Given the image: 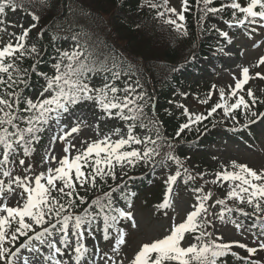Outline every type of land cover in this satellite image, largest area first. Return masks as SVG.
<instances>
[{
	"label": "snow or ice",
	"instance_id": "obj_1",
	"mask_svg": "<svg viewBox=\"0 0 264 264\" xmlns=\"http://www.w3.org/2000/svg\"><path fill=\"white\" fill-rule=\"evenodd\" d=\"M35 2L36 0H0V33H7L9 37L8 42L0 47V174L8 178L7 183L0 180V264H21L22 248L39 257V260L23 257L22 264H40V260L45 264H73L71 257L67 261L62 259L70 251L76 254L74 264H81L82 261L84 264H100V260L104 264H125L127 257L120 258V253L122 246L127 243L126 232L118 225L121 220L132 221L133 227L138 225L132 212L120 207L113 198V193L120 190V185L110 187L109 191H102L101 195L90 202L86 194L101 189L109 179L116 181L118 167L121 175H127L129 167L134 168L138 163H153L156 157H161V163L174 161L178 166L176 173L168 177L167 195L158 205L168 209L172 207L173 186L181 177L179 168L183 164L174 154V146L161 136L158 128L154 132L155 139L152 135L140 137L134 134L137 127L153 132L150 125L154 121L145 112L146 94L137 91L141 87L138 80L135 86L124 82V86L120 87L116 82L134 75L137 69L131 64H125L110 50L87 37V34L77 33L71 37L77 42L74 50L57 49L52 74L38 73L45 80L40 98L34 100L24 94L29 86V72H35L37 63L41 62L40 49L35 44L28 45L29 33L36 28V23L27 28H23V25H10L6 15L9 10H23L33 21L38 22L39 17L29 10L35 6ZM167 2L168 0H163V5L149 2V7H164L165 10L159 11L157 15L165 18L166 13L171 14L164 19V23L173 25L177 32L187 36V29L182 22L185 20L184 12L189 10L188 0H183L179 12L175 8H168ZM213 2L214 0H197L198 10L202 13L201 20L210 13L231 9V19L226 21L229 27L245 28L249 36L264 30V0H247L244 5L237 0H230L219 7L210 6ZM39 3L44 7L48 6V0H39ZM200 4L203 5L202 8L199 7ZM172 16L176 19L171 18ZM9 27H21L23 31L19 34L8 32ZM82 35L86 37L83 42ZM219 35L231 43L228 32L220 31ZM39 36L43 38V33H39ZM51 39L55 40L56 37ZM26 56L36 58V63L28 69L21 67ZM261 65H264V56L260 57L255 66ZM176 70L173 67L172 71ZM255 76L264 80V74L255 73ZM97 77L102 81L100 84L93 82ZM252 78L249 67H243L241 76L233 77L234 86H228V95L234 97L235 102L227 103L225 89L221 88V102L213 106L207 116L195 115L193 118V114L185 108L184 114L188 116L189 122L180 126L176 137L189 129L192 123L202 122L220 108L225 116L238 109H243L246 117L249 114L251 117L264 116V113L258 114L252 110L257 97L251 89L246 90L248 100L245 95L238 94L244 91V85ZM215 88L213 85L209 99ZM85 102L93 103L110 119L130 121L125 135H120V128H114L111 134L92 142L81 140V144L86 145L82 150L75 143L69 142L70 136L81 131L79 118L75 125L69 121L66 127L61 123L62 118L71 114L75 106ZM201 103H207V100ZM232 118L235 119V116ZM248 123L243 127H247ZM53 125L60 131L52 129ZM98 128L97 125V131ZM49 129L53 130V135L49 138L51 152L46 151L42 157V164L47 167L36 173L31 165L26 166L25 158L35 151L41 133ZM112 136L120 138L113 140ZM58 142L65 145L61 148L63 155L59 157L54 154L53 147ZM134 144L142 147L133 148ZM165 148L168 150L163 151ZM17 158L18 165L25 169L23 175H13L10 167L16 165ZM230 166L232 171L225 169L217 172L216 179L212 181L213 184L219 180L230 183L224 198L209 203L212 191L205 193L203 188L193 189L194 192L203 194L197 196L185 218L180 223L173 222L163 238L143 242L127 264H219L220 259L228 255L243 259L245 264H264V258L252 259L258 251H264V240L259 237L253 241L256 247H250L239 241H225L223 236L208 231L209 228L216 227L215 219H218L221 223L233 224L241 235L245 230L259 225V235L264 236V170H254L236 161H232ZM184 173L188 174V180L195 181L197 178L188 173L187 168H184ZM197 175L202 180L206 174ZM81 190L85 195L81 194ZM13 197L15 206L9 204ZM229 200L234 202L233 206L228 205ZM81 205L88 206L82 212H77ZM217 205L220 206L219 210L213 212L212 209ZM240 205H246L252 211L248 212ZM234 212L242 217L254 218L249 229H245L243 223L231 216ZM101 219L104 240L109 239L110 229L116 232L115 243L111 248L113 254L105 252L100 255L99 246L94 245L89 255L90 249L83 241L89 237L95 240L93 228L98 227ZM186 235H190L195 242L185 245ZM20 237L27 239L16 247ZM34 242L42 247H37ZM234 247L244 249L248 257H239L238 253L232 251ZM42 248L47 250L46 253Z\"/></svg>",
	"mask_w": 264,
	"mask_h": 264
},
{
	"label": "trees",
	"instance_id": "obj_2",
	"mask_svg": "<svg viewBox=\"0 0 264 264\" xmlns=\"http://www.w3.org/2000/svg\"><path fill=\"white\" fill-rule=\"evenodd\" d=\"M149 2L163 5V0H48V6L44 7L39 3V0H36L35 6L30 7L29 10L39 17L38 22L33 21L25 11L17 10L27 15L31 22L36 23L39 33H43V38L38 35L36 39L41 50V62L37 63L35 72H29V86L24 94L34 100L40 98L39 94L45 86V80L38 73L52 74V64L57 55V49L72 51L76 48L77 42L71 37L77 33L87 34V37H91L101 47L110 50L125 64H131L137 69L134 77L141 85L139 92L146 94L145 112L148 118L154 121V124L150 125L153 128L152 133L139 127L135 129V132L146 131V135H152V138L155 139L154 132L158 128L161 136L174 146V154L181 159L180 156L186 150L205 147L208 143H213L221 130H229V126H231L229 116H225L223 109L220 108L202 122L192 123L189 129H185L179 137H176L180 126L189 122L177 111L175 101L180 99L185 92L191 91L187 81L198 74L196 66L191 63L192 58L199 56L219 65V56L223 54L226 46L235 42L240 35L250 36L245 28L229 27L226 23L231 19V9H225L221 13H210L201 20L202 13L198 10L197 0H188L189 10L184 12L185 20L182 22L188 35H182L181 32L175 30L173 25L164 23V19L171 14L166 13L165 18H160L157 13L164 11V7L153 9L149 7ZM228 2L230 0H214L210 6L219 7ZM237 2L244 5L247 0H237ZM167 7L174 8L170 0L167 2ZM199 7L202 8L203 5L200 4ZM9 12L10 10L7 11V13ZM171 18L176 19L175 16ZM220 31L228 32L231 43L219 35ZM53 36L56 37L55 40L51 39ZM85 38L82 35L81 41L83 42ZM4 44H1L0 47ZM218 49H223V51H218ZM34 63H36L35 57L26 56L21 67L28 69ZM173 67L177 70L172 71ZM257 73L264 74V65L259 66ZM116 83L123 87L119 81ZM261 83L264 87V80L261 79ZM199 91V89L195 91L193 88L194 94L200 97V101L208 100L207 92L201 97ZM261 100H264V97H257V103L252 106L258 114L264 113V103H261ZM215 103L217 104L218 101ZM215 103H205V107L208 109L203 113L204 116H207L211 108L216 105ZM249 103H251L250 100ZM123 122L126 127L131 123L130 121ZM42 134L39 143L35 145V151L42 141ZM167 150L165 148L163 151ZM160 161L161 157L155 158L152 170L148 171L146 176L139 177L142 172V163H138L134 168L131 167V174L125 181L119 183L118 177L114 182L109 179L101 189H95L86 194L89 202L97 195H101L102 191H109L110 187H115L118 184L120 190L113 193V198L118 196L129 206L131 201L136 196L138 197L137 194L140 191L134 185H147L153 173L160 168L176 173L178 166L174 161L164 163ZM184 168H179L181 177L178 179L187 190L203 188L205 193L212 191V196L222 191L219 181L216 184L211 182L207 185L203 184L199 178H196L195 181L188 180V174L184 173ZM188 173L195 176L189 171ZM155 188L154 207L156 215L161 217L167 213L169 208L158 207L165 198V191L159 186H155ZM197 194L202 195L203 193ZM151 197L153 195L149 196V198ZM227 203L229 206L234 204L231 200ZM87 206L81 205L76 211L82 212ZM240 207L252 211L246 205H240ZM236 214L239 213L234 212L231 216ZM252 223L253 221H249V225H245V227L249 229ZM250 231L259 235L261 229L257 225ZM100 233L103 235L102 229ZM115 233V231H110V235ZM29 235L31 234L29 233ZM186 236L192 238L190 235ZM26 239L27 237H20L16 244H21ZM219 264H245V261L228 255L222 257Z\"/></svg>",
	"mask_w": 264,
	"mask_h": 264
},
{
	"label": "rangeland",
	"instance_id": "obj_3",
	"mask_svg": "<svg viewBox=\"0 0 264 264\" xmlns=\"http://www.w3.org/2000/svg\"><path fill=\"white\" fill-rule=\"evenodd\" d=\"M174 5L177 12L181 11V0H170ZM6 20L10 25H23V28L29 27L32 22L23 14L18 11L9 12L6 15ZM21 27H9L8 32H15L17 34L23 31ZM38 28L32 29L28 37V45L35 44L39 49L37 44ZM9 37L7 33H0V45L7 43ZM258 45V46H257ZM41 51V50H40ZM230 53V55L226 54ZM220 64L214 65L210 61H205L199 57L193 59V63L197 65L198 75L194 76L188 81L191 91L185 92L180 99L175 101V106L177 111L184 117L186 121L189 120L188 116L184 114V109L187 108L188 112L195 115H203L208 109L205 107V103H201L200 97L196 96L193 92L199 89V94L201 97L203 95H209L212 86L215 85L214 94L207 102L214 104L216 101L220 103L219 90L221 88L225 89L226 102L231 104L235 102V98L228 95L229 85L234 86L235 80L233 77L239 78L241 76L242 68L249 67L250 75L253 77L248 84L244 85V91L239 92V95H245V99L249 98L246 96V90L251 89L255 96L264 97V87L261 83V79L255 76L258 69L255 65L258 63L260 57L264 56V30L258 31L256 34L245 37L244 35L238 36L236 43L230 44L221 55ZM136 78L132 75L130 77H123L122 83L128 82L135 86ZM102 81L100 78L94 80L95 84H100ZM139 91V88L137 89ZM216 104V103H215ZM181 105L183 107H181ZM206 108V109H205ZM252 110L254 108L252 107ZM255 111V110H254ZM235 116V119L232 118ZM79 118L81 131L79 133L73 134L68 138V141L75 143L81 150L86 147V145L81 144V140H88L92 142L93 140L100 139L104 135H109L112 133L114 128L121 129V136H124L127 129L123 124H119L115 119H110L107 115L103 114L99 108H96L90 104H85L84 106L74 107L72 113L66 115L62 118V125L67 126L68 122L71 121L75 125ZM229 119L232 122V128L230 130H222L219 137L213 143H209L205 147H199L197 149L186 150L181 156L180 161L183 167L187 168L189 172L196 175L197 178L200 174L204 175L202 179L203 184H210L216 179L215 173L228 170L232 171L231 162L236 161L240 164H246L254 170H264V116H260L255 123H248L252 121L250 114L246 117L244 110H237L236 112L229 115ZM245 123H248L247 127H243ZM97 125L99 126L97 131ZM56 132L60 129L56 128L55 125L52 126ZM49 129L46 131L45 142L42 147L37 151L36 158H31L26 161V166L31 165L33 171L39 173L41 170L45 169L47 165L42 164V157H44L46 151L51 152V147L49 144V138L53 135V130ZM237 131V132H236ZM146 131H142L140 136H145ZM135 134V133H134ZM136 135V134H135ZM120 137L112 136L113 140L119 139ZM65 145H61L59 142L53 147L55 148V155L57 157L63 155L61 148ZM133 148H138V145H132ZM131 150V149H126ZM74 154V153H73ZM142 173L146 174V170H149L153 163L141 164ZM13 170V175L15 174L16 167L10 166ZM129 167L127 173H129ZM117 175L120 180L125 179V175H121V170L118 167L116 169ZM25 169L22 167L17 168L15 175H23ZM32 175V173H28ZM175 172L166 171L165 169H159L152 176L149 181V185L140 191L139 196L135 198L131 206L126 208L121 204V201L116 199L119 206L125 208L132 212L135 223L138 227L132 226V221L126 220L121 222L118 226L126 232V245L122 246V251L120 253V258L125 256V264L130 260L134 253L138 250L139 246L143 242L152 241L155 239L163 238L168 234L170 226L173 222L180 223L186 216V214L191 210L190 206L193 205L197 199V194L188 191L184 188L181 181L177 180V183L173 186V191L171 194V199L173 201L172 207L169 208L166 216L164 218H158L155 215V208L153 203L156 200V196L149 198L153 193L155 194L156 186L164 188L165 194H167L168 184L166 183L170 175H174ZM7 179L0 174V180H4L7 183ZM200 179V178H199ZM201 180V179H200ZM221 184L222 191L216 193L212 196V200L209 203H214L216 199L225 196L226 192L229 190L230 183H226L219 180ZM155 188V189H154ZM153 192V193H152ZM152 193V194H151ZM9 204L15 206V197L9 201ZM220 208L217 205L212 209L213 212L218 211ZM251 212L249 209H245ZM211 218V217H210ZM238 222L243 224H248L249 220H253V217H242L239 214L233 217ZM216 227L209 228L208 231H213L216 235L223 236L225 241H239L241 243L248 244L250 247H256L253 243L254 240L259 237V239L264 240V236L255 235L249 230H245L243 235L237 232V229L233 224L224 222L221 223L218 219H215ZM245 229H247L245 227ZM115 236H112L107 241H101L98 235H95V240L91 237L83 241L86 246L93 250L94 245H98L100 248V255L107 252L112 255L111 252L112 245L115 243ZM195 242L193 239L186 237L185 245L188 243ZM37 247H42L38 242H34ZM73 246L75 245V240L72 241ZM8 246V245H6ZM62 247V246H61ZM15 251V249H13ZM42 251L46 253V249L42 248ZM233 252L239 254V257H248V253L244 249L234 247ZM66 256L62 259L67 261L71 257L73 264L75 262V252ZM21 264L23 257H28L30 260H39V257L34 252H29L27 249H21L20 253ZM264 258V251H258L252 259L259 260ZM99 259V256L97 257ZM40 264H45L43 260H40ZM81 264H84L82 261ZM100 264H104L103 260H100Z\"/></svg>",
	"mask_w": 264,
	"mask_h": 264
}]
</instances>
